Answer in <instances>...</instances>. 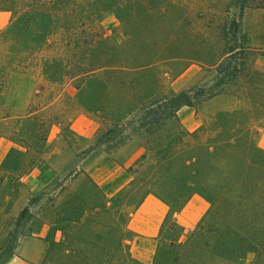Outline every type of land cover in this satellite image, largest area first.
<instances>
[{"label": "trees", "instance_id": "1", "mask_svg": "<svg viewBox=\"0 0 264 264\" xmlns=\"http://www.w3.org/2000/svg\"><path fill=\"white\" fill-rule=\"evenodd\" d=\"M233 1L237 27L227 16L217 17L218 46L211 52L190 26L194 16L184 15L176 0H0V11L9 13L0 30V137L23 149L8 150L0 186L37 165L29 152L36 153L49 126L35 122L36 108L4 105L11 79L25 78L34 95L69 83L83 93L95 82L101 116L109 121L96 141H109L108 152L135 135L144 148L120 186L100 188L88 179L53 209L52 197L68 191L61 186L45 194L50 198L41 209L13 218L8 231L0 213V250L26 237L48 244L43 260L49 264H145L124 249L132 211L120 207L132 203L134 210L148 194L184 205L198 194L209 205L206 212L177 251L161 246L150 264H200V255L205 264H264V151L253 142L254 123L264 121V72L253 66L257 57L264 60V48L251 47L240 33L243 11L255 0ZM106 15L116 20L118 38L100 26ZM192 63L212 69L217 83L199 92H175L165 84V75L179 76ZM221 94L234 105L215 109L192 132L182 128L181 107L195 109Z\"/></svg>", "mask_w": 264, "mask_h": 264}, {"label": "rangeland", "instance_id": "2", "mask_svg": "<svg viewBox=\"0 0 264 264\" xmlns=\"http://www.w3.org/2000/svg\"><path fill=\"white\" fill-rule=\"evenodd\" d=\"M184 15H193L190 26L194 25L197 32L205 38L208 43V51H213L218 46L216 41V30L214 28L217 17L227 16L231 22H234L233 29L237 27L238 9L235 1L232 0H176ZM256 6L257 8H254ZM4 17V18H3ZM9 20V13L0 11V30L5 28ZM186 27V21L183 20ZM104 33L107 36L118 38L119 27L111 15H106L99 21ZM241 35L249 36L251 47L264 48V0H255L252 9L243 11L241 22ZM234 42H238L237 39ZM254 69L260 74L264 72V60L257 57L254 63ZM165 75V84L173 91L180 92L194 89L195 92L206 91L217 83V78L212 69L202 67L197 63L190 64L179 76L170 74ZM39 84L42 82L37 80ZM9 89L5 93L3 102L9 106L11 102L18 106L19 110L32 107L38 109L36 123L49 121L46 136L38 142L36 153L30 151L31 157H37L39 162L27 173L21 176L15 175L17 179H5L0 186V213L2 219L7 224V231L12 229L11 221L22 211L28 209L29 212H36L46 203L49 196L48 192L54 193L63 186L68 191L60 197H52L54 202L51 205L53 209H59L64 200V196L71 191H80L88 179L98 187L104 188L111 184L112 189L120 186L123 182L122 176L125 169L131 166L138 157L131 162V158L126 156L123 146L111 151H105L109 141L103 143L97 142L101 139V131L109 127V121L105 116H101V89L94 90L90 83L89 87L78 92L74 84L56 86L53 89L36 92L31 91L30 84L25 78L11 79ZM89 84V83H88ZM234 105L233 99L227 94H221L206 102L200 103L194 109L201 115L204 122L209 114L215 109L230 108ZM187 107V106H183ZM192 108V107H191ZM13 119L8 120L6 124L7 131L11 129ZM201 122V123H202ZM9 128V129H8ZM254 130L257 131L254 137L256 147L264 151V121L255 122ZM0 125V131H3ZM131 134V131H122L114 133V139L117 140L120 135ZM9 142V146H0V163L4 159L8 150L15 147L22 150L17 143H13L6 137H0ZM134 141L143 146V140L135 135H131L127 142ZM126 142V143H127ZM30 143H33L32 141ZM125 143V144H126ZM33 145V144H32ZM143 168L147 166L145 162ZM53 172L54 174H51ZM139 197V194L136 195ZM168 215L165 218L159 233L152 239L138 237L133 233L124 237V249L145 264H150L152 258L161 246H172L173 252L178 250V244L183 242L186 235L194 228H185L179 224V220L172 216V212H178L183 205L169 202ZM209 205L207 203L208 209ZM124 211H132V203L120 207ZM206 212V211H205ZM29 225H27L28 227ZM5 232H0V242L4 238ZM29 239L18 237L12 242L13 249L0 250V264L11 254L17 253L19 245L29 241ZM47 244V243H46ZM48 249V244L45 251ZM170 250V248H167ZM200 264H205V256L198 257ZM41 264H49L42 260ZM213 264H218L214 262Z\"/></svg>", "mask_w": 264, "mask_h": 264}, {"label": "crops", "instance_id": "3", "mask_svg": "<svg viewBox=\"0 0 264 264\" xmlns=\"http://www.w3.org/2000/svg\"><path fill=\"white\" fill-rule=\"evenodd\" d=\"M177 117L187 132L194 131L202 122L201 115L191 107H181ZM0 146L8 147L9 142L1 139ZM123 150L131 162L144 152V148L134 141L124 144ZM206 208L207 202L200 195L194 194L178 212H172V216L179 220V224L190 228L202 217ZM168 214L167 205L156 196L148 194L130 213L127 228L138 237L152 239L159 233ZM46 246V242L41 239H29L19 245L17 253L11 254L1 264H41Z\"/></svg>", "mask_w": 264, "mask_h": 264}, {"label": "built area", "instance_id": "4", "mask_svg": "<svg viewBox=\"0 0 264 264\" xmlns=\"http://www.w3.org/2000/svg\"><path fill=\"white\" fill-rule=\"evenodd\" d=\"M51 174H54L53 172H51Z\"/></svg>", "mask_w": 264, "mask_h": 264}]
</instances>
